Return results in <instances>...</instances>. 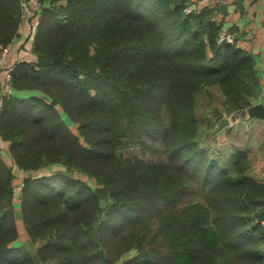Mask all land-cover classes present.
Instances as JSON below:
<instances>
[{
  "label": "trees",
  "instance_id": "trees-1",
  "mask_svg": "<svg viewBox=\"0 0 264 264\" xmlns=\"http://www.w3.org/2000/svg\"><path fill=\"white\" fill-rule=\"evenodd\" d=\"M39 3L30 57L8 68L13 89L38 92L0 103V264H264V184L211 140L260 87L249 53L218 41L212 9ZM20 14L0 0V48Z\"/></svg>",
  "mask_w": 264,
  "mask_h": 264
},
{
  "label": "crops",
  "instance_id": "crops-1",
  "mask_svg": "<svg viewBox=\"0 0 264 264\" xmlns=\"http://www.w3.org/2000/svg\"><path fill=\"white\" fill-rule=\"evenodd\" d=\"M192 8L209 7L221 31L232 37V42L246 50L254 62V69L259 83V92L251 98L252 104L264 107V0H189ZM28 22L20 28V34L13 40L12 47L3 60L0 80L16 61L29 59L30 51L25 42ZM30 47V45H29ZM16 94L27 97L34 92L22 90ZM222 127L212 136L214 150L239 149L246 155L247 172L252 178L264 184V117L234 114L223 116ZM221 137V139L218 138ZM217 147V148H215Z\"/></svg>",
  "mask_w": 264,
  "mask_h": 264
},
{
  "label": "rangeland",
  "instance_id": "rangeland-1",
  "mask_svg": "<svg viewBox=\"0 0 264 264\" xmlns=\"http://www.w3.org/2000/svg\"><path fill=\"white\" fill-rule=\"evenodd\" d=\"M21 1L22 0H20V4H21ZM21 13H22V8H21ZM20 17H21V14H20ZM27 34L26 35H29L30 33L31 34H33V28H32V31H31V29H28L27 31ZM30 34V35H31ZM15 39V38H14ZM27 47V49L29 48V45H27L26 46ZM4 49L5 48H0V53L1 52H3L4 51ZM6 85H9L10 87H11V89H12V91H10V92H7L6 91V88H5V86ZM18 90H15V89H13V85H12V78H11V81L10 82H7L5 79H3L2 81L0 80V103H1V100H2V98H7V97H9L10 95H12L13 93H16ZM26 91H29V93H31V92H34V93H37L38 92V90H35V89H32V90H26ZM22 97H24V96H22ZM206 104V103H205ZM215 104L216 105H218L219 106V100L218 99H216L215 98ZM61 117H62V119L69 125V126H71V127H73L74 125L72 124V121L68 118V116L63 112V111H61ZM215 134H216V132H215ZM214 135V134H213ZM220 136H218V138H219ZM219 139H221V137L219 138ZM211 140H213V139H211ZM4 147H6V146H4ZM215 148H217V147H215ZM2 152H3V155L4 156H6L7 157V159H8V155L6 154V152L4 151V150H2ZM10 164H12V163H10ZM11 168H12V174H13V187H18V186H21L22 185V182H23V177L24 176H22L23 174H24V170H22V169H18L16 166H11ZM52 169L54 170V171H56L57 170V167L55 166V167H52ZM59 170V169H58ZM22 172V173H21ZM59 172H61L62 174H65V175H67V176H69V177H71L72 175V173H70V172H67V171H65V170H63V171H59ZM84 175H82L81 173H76V178H82V179H84V177H83ZM17 215L19 216V212L17 213ZM19 239L21 240V241H24V242H26L27 240H28V236H27V234H26V232H21L20 233V235H19ZM38 243L39 242H35V243H32V245H33V248H36L37 246H38ZM133 253V252H132ZM132 253H129V254H125L124 256H122V259H125L126 257L128 258V257H130L131 256V254ZM51 262H47V263H43V264H50ZM120 263V261L119 262H117V264H119Z\"/></svg>",
  "mask_w": 264,
  "mask_h": 264
},
{
  "label": "built area",
  "instance_id": "built-area-1",
  "mask_svg": "<svg viewBox=\"0 0 264 264\" xmlns=\"http://www.w3.org/2000/svg\"><path fill=\"white\" fill-rule=\"evenodd\" d=\"M200 1H206V0H200ZM30 6H34V7H39L40 6V3H39V0H22L21 1V8H22V13H21V20L25 21L27 16H28V9ZM194 8H192L191 5L187 6L186 8V11H190ZM218 41H228V42H232V37L230 34L228 33H224V32H220L219 33V37H218ZM10 48V44L7 45L4 49L3 52L0 53V71L3 69V57L6 55L7 51L9 50ZM7 82H10L11 81V73L9 70H6L5 71V76L4 78ZM6 88V91L7 92H10L12 91L11 87L9 85H6L5 86Z\"/></svg>",
  "mask_w": 264,
  "mask_h": 264
},
{
  "label": "water",
  "instance_id": "water-1",
  "mask_svg": "<svg viewBox=\"0 0 264 264\" xmlns=\"http://www.w3.org/2000/svg\"><path fill=\"white\" fill-rule=\"evenodd\" d=\"M248 113L252 116L264 117V107L262 104H253L249 109Z\"/></svg>",
  "mask_w": 264,
  "mask_h": 264
}]
</instances>
